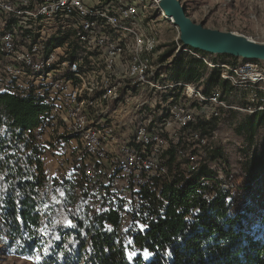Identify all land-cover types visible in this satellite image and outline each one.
Here are the masks:
<instances>
[{
    "label": "built area",
    "instance_id": "2783aa9c",
    "mask_svg": "<svg viewBox=\"0 0 264 264\" xmlns=\"http://www.w3.org/2000/svg\"><path fill=\"white\" fill-rule=\"evenodd\" d=\"M159 19L174 25L157 0H0V93L46 107L32 134L47 175L74 185L88 220L115 211L118 243L147 228L170 152L186 176L206 161L212 147L196 124L264 109L263 98L237 108L217 87L176 79L166 60L188 52L234 89L264 91L255 60L216 62L179 43L161 62Z\"/></svg>",
    "mask_w": 264,
    "mask_h": 264
},
{
    "label": "trees",
    "instance_id": "16d2710c",
    "mask_svg": "<svg viewBox=\"0 0 264 264\" xmlns=\"http://www.w3.org/2000/svg\"><path fill=\"white\" fill-rule=\"evenodd\" d=\"M213 56L221 63L237 60ZM171 65L176 79L201 82L205 91L217 87L229 94L234 89L218 68L209 70L199 58L179 55ZM45 108L30 96L0 93V253L30 264H264V186L252 184L260 175L264 183V160L256 151L238 172L226 173L227 179L209 165L216 158L225 161L219 148H211L206 161L187 176L173 169L176 158L170 152V180L158 184L159 197L151 193L148 199L147 228L136 231L131 242L118 243L115 211L88 220L74 185L47 175L32 134ZM211 122L195 127L206 135ZM263 128L264 109L245 115L237 133L244 132L251 143Z\"/></svg>",
    "mask_w": 264,
    "mask_h": 264
},
{
    "label": "rangeland",
    "instance_id": "374dc122",
    "mask_svg": "<svg viewBox=\"0 0 264 264\" xmlns=\"http://www.w3.org/2000/svg\"><path fill=\"white\" fill-rule=\"evenodd\" d=\"M185 7L186 14L191 20L196 23H202L204 27L217 29L221 31H231L237 34L245 35L254 41L264 43V0H181ZM159 36H160V55L161 62L166 59L161 57V53L171 51V48L180 43L179 31L174 25H169L159 19ZM174 48V50H175ZM174 52V51H173ZM183 59L189 58L188 52H180ZM200 55V54H199ZM173 56V57H175ZM172 57V56H171ZM171 57L167 58L166 64L171 62ZM203 57V56H202ZM214 59L213 55L205 56ZM173 59V58H172ZM243 59L237 58L233 64H240ZM231 63V64H232ZM258 64L264 68V61H258ZM172 65L169 69L172 70ZM228 102L234 104L237 108L244 106L257 105L264 100V91L250 89H233L229 94H223ZM252 99H254L252 101ZM257 107V106H256ZM255 108V107H253ZM235 115L226 112L217 119H212L211 126H207V137L210 146L215 150L219 148L224 157L223 161L216 158L209 165L213 170H216L220 178L227 179L226 173L229 176L238 172L241 164L244 163L251 154L256 151L258 156L264 160V128L260 129L252 138L251 143L247 141L244 132L237 133V126L242 121L245 115H251L254 112H245L241 110H231ZM209 121V122H210ZM211 122V123H212ZM211 127V128H209ZM49 158V156H48ZM54 162V159L51 158ZM225 167L227 172L223 173L221 168ZM51 175H62L56 168L55 163L48 168ZM257 187L264 186L262 176H258L252 182ZM228 187H231L229 185ZM0 264H30L26 260H17L0 253Z\"/></svg>",
    "mask_w": 264,
    "mask_h": 264
},
{
    "label": "water",
    "instance_id": "95a60500",
    "mask_svg": "<svg viewBox=\"0 0 264 264\" xmlns=\"http://www.w3.org/2000/svg\"><path fill=\"white\" fill-rule=\"evenodd\" d=\"M158 6L168 18H173L179 31L183 47L212 55H229L243 60L264 61V43L254 41L245 35L204 27L186 14L181 0H157ZM171 53V52H170Z\"/></svg>",
    "mask_w": 264,
    "mask_h": 264
},
{
    "label": "crops",
    "instance_id": "0c3cea01",
    "mask_svg": "<svg viewBox=\"0 0 264 264\" xmlns=\"http://www.w3.org/2000/svg\"><path fill=\"white\" fill-rule=\"evenodd\" d=\"M54 164L53 160L51 159V157L47 158V166L48 168L52 167Z\"/></svg>",
    "mask_w": 264,
    "mask_h": 264
},
{
    "label": "snow or ice",
    "instance_id": "6c2138e0",
    "mask_svg": "<svg viewBox=\"0 0 264 264\" xmlns=\"http://www.w3.org/2000/svg\"><path fill=\"white\" fill-rule=\"evenodd\" d=\"M71 222H69V224H70ZM145 255H147V252H146V250H145Z\"/></svg>",
    "mask_w": 264,
    "mask_h": 264
}]
</instances>
